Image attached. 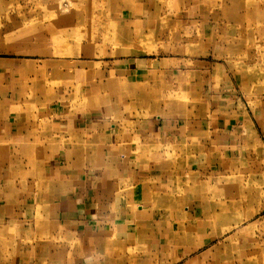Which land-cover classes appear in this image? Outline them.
I'll list each match as a JSON object with an SVG mask.
<instances>
[{
	"label": "crops",
	"instance_id": "crops-1",
	"mask_svg": "<svg viewBox=\"0 0 264 264\" xmlns=\"http://www.w3.org/2000/svg\"><path fill=\"white\" fill-rule=\"evenodd\" d=\"M23 71L0 56V264H264V205L239 218L165 154L224 151V128L36 104Z\"/></svg>",
	"mask_w": 264,
	"mask_h": 264
},
{
	"label": "rangeland",
	"instance_id": "rangeland-1",
	"mask_svg": "<svg viewBox=\"0 0 264 264\" xmlns=\"http://www.w3.org/2000/svg\"><path fill=\"white\" fill-rule=\"evenodd\" d=\"M0 56L30 66L36 104L224 128V151L165 154L193 156L239 218L264 205V0H0Z\"/></svg>",
	"mask_w": 264,
	"mask_h": 264
}]
</instances>
